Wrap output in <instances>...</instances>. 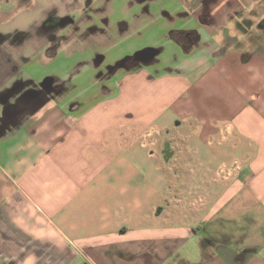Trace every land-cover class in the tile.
<instances>
[{
	"label": "crops",
	"instance_id": "obj_1",
	"mask_svg": "<svg viewBox=\"0 0 264 264\" xmlns=\"http://www.w3.org/2000/svg\"><path fill=\"white\" fill-rule=\"evenodd\" d=\"M117 1L99 27L86 14L100 2L0 0V256L264 264V42L248 39L254 27L235 30L236 12L257 1L127 0L120 22ZM147 48L153 57L132 59ZM195 139L232 140L243 159L224 170L235 182L218 207L182 223L178 206L148 200L164 185L178 191L181 160L187 180L211 179L219 155L186 157ZM214 220L217 236L202 234Z\"/></svg>",
	"mask_w": 264,
	"mask_h": 264
},
{
	"label": "rangeland",
	"instance_id": "obj_2",
	"mask_svg": "<svg viewBox=\"0 0 264 264\" xmlns=\"http://www.w3.org/2000/svg\"><path fill=\"white\" fill-rule=\"evenodd\" d=\"M119 1L120 2L117 1L116 8H115V15L113 18H115V21L120 22L124 18L125 11L123 10V6L127 0H119ZM260 19L261 17H257L255 21L259 22ZM254 28H256V26H254ZM254 31H255L254 34L252 33V35L248 39L250 40L251 38H253L255 40H258V42H264V31H259L257 28ZM248 42L249 41L247 40V43ZM168 142L170 143L169 140ZM232 143H233L232 140H228L226 142H219L218 140H215V139H208L207 141L203 142L200 139L199 140L195 139V140L190 141V145L194 146L193 149H191L187 143H184V146L187 147L184 149V153L186 157L193 156L195 159L196 157L200 156L199 158H196V159L202 160L203 157L208 155L209 151H214L218 153L219 158H217V160H214L211 164V174H210L211 179L208 180L211 183V190H209L210 192L206 191L208 187V181H206V183L204 184V180L202 179L201 174H197L198 177L193 180L186 179V172H185L186 165L184 161L181 160L180 161L181 163L180 174H182V178H180L179 180L178 191L174 186H173L174 188H170L167 185L161 186L159 187L160 190L155 191V195L153 194L154 196L150 198L148 202L152 199H154L155 202H159L160 203L159 209H162V207H166L169 210H171L172 205L178 206L179 213L175 212L172 218H177L178 216V219H180L182 223L184 222L192 223L194 221H198L201 218H203V216L207 213V211L211 207L213 208L214 206H217L220 193L223 191L224 185H227L228 187L229 185L234 184L235 182V179L233 180H231V178L230 180L223 179L225 175L224 170L229 167H232V168L236 167L237 165L233 164V162H235V159H239V160L243 159L241 153L237 149L233 148ZM165 149L167 150V148L163 145V148H162L163 156H166V153H167ZM175 150H178V149H175ZM189 153H191V155ZM148 168L151 169V165H148ZM148 184L153 185L154 180L148 179ZM191 185H195V189L193 191L189 189ZM149 213L150 212H148V214ZM168 215H171V211L168 212ZM170 217L171 216H169L168 219ZM248 217L251 220L253 219L255 220L254 214ZM256 223H258L260 226L262 221H256ZM218 224H219V221L214 220V222L209 224V226L208 225L207 227L205 226V230L204 229L202 230V234H204L205 231H211L212 236H217L216 234L213 233L210 226L214 227L215 225H218ZM238 230L240 231V229ZM262 230L264 229H261L260 233ZM242 233L244 234L243 231ZM202 234L200 236H202ZM261 236L263 237L262 239H264V234H261ZM209 238H212V237H209ZM6 263L9 264L10 261L0 256V264H6Z\"/></svg>",
	"mask_w": 264,
	"mask_h": 264
},
{
	"label": "flooded vegetation",
	"instance_id": "obj_3",
	"mask_svg": "<svg viewBox=\"0 0 264 264\" xmlns=\"http://www.w3.org/2000/svg\"><path fill=\"white\" fill-rule=\"evenodd\" d=\"M83 2H85L87 4V7H90L93 3L96 2H100V5L93 7L91 11H88L86 15H89L87 17L90 18L91 13H96L99 16V27H105V24L109 23V19L110 16L107 14L108 9H109V5L114 2L115 0H82ZM257 1V5H255L250 11H248L246 14H244L243 12H236V14L238 16H244V20L243 22H237L235 23V30L237 32L240 31H244L247 33H250V28L256 26V28H260L263 27L264 28V0H256ZM263 14V16H262ZM253 16H258L261 17V19L259 20V22H256L255 20H252ZM74 20V18L69 17V18H65V19H59V18H51L48 21L49 26H51V28H59L60 26H65L66 24H71V22ZM226 30V32H228L229 30ZM229 33V32H228ZM235 37V38H233ZM229 43H233L237 40L236 36H233ZM54 45H57V41H54ZM140 59H138V57H133V60H148V58H142L139 57ZM166 148H168V146L166 145ZM166 151V149H165Z\"/></svg>",
	"mask_w": 264,
	"mask_h": 264
},
{
	"label": "water",
	"instance_id": "obj_4",
	"mask_svg": "<svg viewBox=\"0 0 264 264\" xmlns=\"http://www.w3.org/2000/svg\"><path fill=\"white\" fill-rule=\"evenodd\" d=\"M155 54V50L152 48H147L144 49L143 51H141L140 53L137 54L138 57H142V58H151L153 57ZM167 153H166V157H170L172 155V151L170 150L169 146L167 148Z\"/></svg>",
	"mask_w": 264,
	"mask_h": 264
},
{
	"label": "trees",
	"instance_id": "obj_5",
	"mask_svg": "<svg viewBox=\"0 0 264 264\" xmlns=\"http://www.w3.org/2000/svg\"><path fill=\"white\" fill-rule=\"evenodd\" d=\"M229 37H230V39L232 38V36H228L227 39H226V42L230 41Z\"/></svg>",
	"mask_w": 264,
	"mask_h": 264
}]
</instances>
